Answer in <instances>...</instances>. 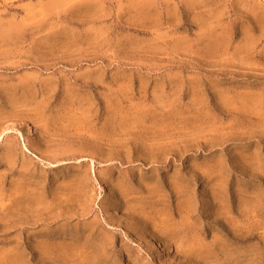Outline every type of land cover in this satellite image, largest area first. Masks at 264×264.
<instances>
[{"label": "rangeland", "instance_id": "rangeland-1", "mask_svg": "<svg viewBox=\"0 0 264 264\" xmlns=\"http://www.w3.org/2000/svg\"><path fill=\"white\" fill-rule=\"evenodd\" d=\"M0 264H264V0H0Z\"/></svg>", "mask_w": 264, "mask_h": 264}]
</instances>
